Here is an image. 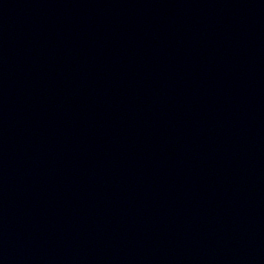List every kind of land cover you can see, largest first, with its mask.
I'll return each instance as SVG.
<instances>
[{
  "label": "water",
  "instance_id": "1",
  "mask_svg": "<svg viewBox=\"0 0 264 264\" xmlns=\"http://www.w3.org/2000/svg\"><path fill=\"white\" fill-rule=\"evenodd\" d=\"M0 264H264V0H0Z\"/></svg>",
  "mask_w": 264,
  "mask_h": 264
}]
</instances>
